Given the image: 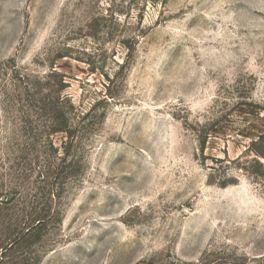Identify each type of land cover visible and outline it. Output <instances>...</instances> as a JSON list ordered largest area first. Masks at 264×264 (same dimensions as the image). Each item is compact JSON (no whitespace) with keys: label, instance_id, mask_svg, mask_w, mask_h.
I'll use <instances>...</instances> for the list:
<instances>
[{"label":"rangeland","instance_id":"374dc122","mask_svg":"<svg viewBox=\"0 0 264 264\" xmlns=\"http://www.w3.org/2000/svg\"><path fill=\"white\" fill-rule=\"evenodd\" d=\"M261 134L264 0H0V264H264Z\"/></svg>","mask_w":264,"mask_h":264},{"label":"trees","instance_id":"16d2710c","mask_svg":"<svg viewBox=\"0 0 264 264\" xmlns=\"http://www.w3.org/2000/svg\"><path fill=\"white\" fill-rule=\"evenodd\" d=\"M259 144H261L262 146H261V148L260 149H258L257 147L256 148H254V150H253V153L255 154V156L256 157H261V158H264V134H261L255 141H254V143L252 144V146H257V145H259ZM255 161L260 165V166H262V164H260L259 162H258V160L257 159H255Z\"/></svg>","mask_w":264,"mask_h":264}]
</instances>
